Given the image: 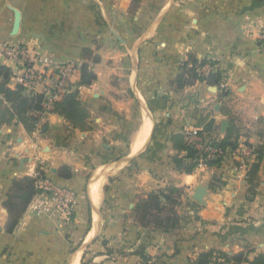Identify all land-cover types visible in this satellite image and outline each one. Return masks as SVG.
Instances as JSON below:
<instances>
[{
  "label": "crops",
  "instance_id": "0c3cea01",
  "mask_svg": "<svg viewBox=\"0 0 264 264\" xmlns=\"http://www.w3.org/2000/svg\"><path fill=\"white\" fill-rule=\"evenodd\" d=\"M263 20L264 0H140L136 7L132 0H0V47L26 44L58 61L87 62L96 75L78 87L89 113L85 130L53 112L40 116L32 133L15 119L0 123V264H142L139 254L189 264L212 249L246 251L248 259L264 254V157L251 191L248 169L235 158L186 172L185 159H172L185 152L170 141L188 131L222 139L233 128L239 141L262 143ZM84 49L98 61L85 59ZM188 53L215 62L226 96L199 80L177 88ZM0 64L17 68L2 56ZM72 78L77 85L79 72ZM53 79L50 72L46 86ZM17 85L12 74L8 86ZM6 106L0 94V108ZM210 119L213 130L204 132ZM63 165L71 178L58 177ZM38 167L47 182L75 190L77 206L68 221L38 213L42 190L6 233L2 203L10 183L36 176ZM167 184L185 191L179 224L140 226L132 208Z\"/></svg>",
  "mask_w": 264,
  "mask_h": 264
},
{
  "label": "trees",
  "instance_id": "16d2710c",
  "mask_svg": "<svg viewBox=\"0 0 264 264\" xmlns=\"http://www.w3.org/2000/svg\"><path fill=\"white\" fill-rule=\"evenodd\" d=\"M139 2L140 0H132V6L136 7ZM83 53L85 59L92 60L93 62L98 61V57L93 56L89 49H84ZM206 63L215 65V62L205 59L199 60L193 53H188L186 60L179 65V72L175 79L177 88L192 85L198 80L204 81L208 85L217 86L222 79V71L219 68L206 75L198 72V68ZM11 76L12 72L10 68L0 64V94L9 105V107L0 108V123H7L15 119L24 125L28 133H32L40 119L37 112L43 109L45 98L39 93H27L21 85L10 88L8 81ZM95 79L96 75L89 69L88 63L80 64L77 85L70 92L64 93L58 99L54 100L49 112L63 116L74 128L81 130L87 129L89 113L77 98L78 87L89 86ZM222 95L226 96L227 90L222 92ZM202 133L203 131L197 132V134ZM207 137L213 140V144H217L224 149L229 148L230 150H235L239 142L238 134L235 133L233 128L227 129L222 139L214 140V137L210 135ZM170 141L175 150L185 152L182 158L178 156L172 157L173 161L179 165L185 159L187 161L185 171L192 172L198 166L196 160L197 153L191 146L187 145L185 135L183 133L174 134L170 137ZM245 143L248 145L247 142ZM255 152L257 153L256 161L249 165L246 173V179L251 191L256 185L257 172L264 155L263 145L260 144L257 146ZM220 163V160L208 161L207 166L219 165ZM39 172L42 174L41 171ZM57 175L62 179H69L72 177L73 172L68 166L63 165L58 169ZM40 191H42V187L38 185V176L26 175L12 179L2 203L7 213V219L4 225L6 233H12L14 231L28 205ZM184 192V188L167 184L149 193L146 197L138 200L132 208L134 220L144 228L150 226L164 230L175 228L179 224L177 207L182 202ZM101 244L106 248V254L110 255L113 253L108 249L105 241H102ZM214 253L215 251L213 249L200 252L189 264H221L215 260ZM217 253L223 259L224 263L264 264V254L262 253L256 254L252 259H248L247 253L243 251L234 255H228L221 251H217ZM139 256L142 264H148L151 260L153 261H151V264H167L162 261L161 257L151 258L146 254H139Z\"/></svg>",
  "mask_w": 264,
  "mask_h": 264
},
{
  "label": "built area",
  "instance_id": "2783aa9c",
  "mask_svg": "<svg viewBox=\"0 0 264 264\" xmlns=\"http://www.w3.org/2000/svg\"><path fill=\"white\" fill-rule=\"evenodd\" d=\"M258 39L264 45V20L259 25ZM0 56L16 63L17 68L12 74L18 78L19 85L27 93H39L44 96L43 109L37 112L39 116L49 113L52 102L76 86L72 77L79 72L80 64L74 60L58 61L50 56L39 55L28 45L20 43L3 44L0 47ZM217 68L214 64L206 63L198 68V72L206 75ZM50 72L54 73V79L51 86H46L44 81ZM217 87L220 92L226 91V84L223 79ZM38 89L40 90L38 91ZM184 135L187 145L191 146L197 153L198 166H205L208 161H222L230 155L247 169L257 156L256 147L249 146L244 141H239L236 149L230 150L213 144V140H210L204 133L197 134L195 131H188ZM213 139L216 140L217 138L214 137ZM261 145L264 147V136ZM36 176H38V185L46 194L45 199L36 204V212H54L63 215L68 221L78 203L77 192L71 188L56 186L47 182L39 170L36 171Z\"/></svg>",
  "mask_w": 264,
  "mask_h": 264
},
{
  "label": "water",
  "instance_id": "95a60500",
  "mask_svg": "<svg viewBox=\"0 0 264 264\" xmlns=\"http://www.w3.org/2000/svg\"><path fill=\"white\" fill-rule=\"evenodd\" d=\"M213 124H214V120L213 119H210L206 124L205 126L203 127V130L204 132H211L213 130ZM222 126V129H224L228 123L227 122H222L221 124ZM194 199L196 201H200V193H197L196 195H194Z\"/></svg>",
  "mask_w": 264,
  "mask_h": 264
},
{
  "label": "rangeland",
  "instance_id": "374dc122",
  "mask_svg": "<svg viewBox=\"0 0 264 264\" xmlns=\"http://www.w3.org/2000/svg\"><path fill=\"white\" fill-rule=\"evenodd\" d=\"M232 157V156H231ZM256 161V159H254V161L253 162H255ZM238 162V166L240 165V163H239V161H237ZM252 163V162H251ZM250 163V164H251ZM249 164V165H250ZM207 165V164H206ZM200 166V165H199ZM249 167V166H248ZM40 168L38 167V169L37 170H39ZM248 169V168H247ZM40 171V170H39ZM42 176H43V174H42ZM184 194H185V192H184ZM184 196V195H183ZM183 198V197H182ZM215 251V253L213 254V256H214V258H215V260L217 261V262H220L221 264H235V263H232V262H223V259L218 255V253H217V251L218 250H214ZM221 252H223V251H221ZM244 253H246V251H243ZM225 253V252H224ZM236 253H238V252H235V253H232V254H228V255H234V254H236ZM247 256H248V254H247ZM253 258V257H252ZM152 261V260H151ZM151 261H149V263L148 264H151ZM153 262V261H152ZM223 262V263H222ZM241 264H246V263H241Z\"/></svg>",
  "mask_w": 264,
  "mask_h": 264
},
{
  "label": "bare ground",
  "instance_id": "6f19581e",
  "mask_svg": "<svg viewBox=\"0 0 264 264\" xmlns=\"http://www.w3.org/2000/svg\"><path fill=\"white\" fill-rule=\"evenodd\" d=\"M94 185V184H93ZM93 188V187H92Z\"/></svg>",
  "mask_w": 264,
  "mask_h": 264
}]
</instances>
